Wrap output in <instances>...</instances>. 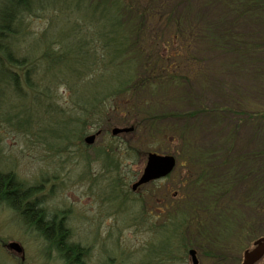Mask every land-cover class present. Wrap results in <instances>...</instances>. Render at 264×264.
<instances>
[{"label": "rangeland", "instance_id": "obj_1", "mask_svg": "<svg viewBox=\"0 0 264 264\" xmlns=\"http://www.w3.org/2000/svg\"><path fill=\"white\" fill-rule=\"evenodd\" d=\"M151 2L166 16L181 12L193 39L191 51L169 58L189 69L179 73V87L166 85L127 113L119 100L103 128L94 124L80 138L81 128L66 131L56 113L33 102L26 84L22 96L0 86V171L31 188L29 201L47 216L64 219L69 240L87 248L88 264H193L190 248L199 264H243L244 251L264 236V13L246 5L247 13L236 12L245 0ZM160 36L171 47L169 36ZM59 94L60 102L69 100L67 90ZM128 118L142 127L114 136ZM109 146L121 152L119 168L108 164L117 157ZM148 152L175 156L176 167L133 190ZM169 231L174 238L165 252ZM0 264L68 262L0 198Z\"/></svg>", "mask_w": 264, "mask_h": 264}, {"label": "trees", "instance_id": "obj_2", "mask_svg": "<svg viewBox=\"0 0 264 264\" xmlns=\"http://www.w3.org/2000/svg\"><path fill=\"white\" fill-rule=\"evenodd\" d=\"M151 1L0 0V86L21 95L26 84L33 102L40 108L45 106L46 113H56L66 131L81 128L80 138L94 124L96 131L103 128L108 113L117 112L121 99L126 113L141 103L145 107L149 102L145 99L162 92L164 86L179 87L183 76L179 73L189 69L174 67L169 58L178 59L193 46L183 28V14L174 10L166 16ZM245 5L248 11L264 13V0H245L236 12L247 13ZM39 20L44 23L42 29L36 24ZM161 34L169 36L171 47L160 40ZM177 40L178 47H174ZM26 42L30 43L28 48ZM18 47L20 56L16 54ZM49 81L63 86L52 87ZM60 88L69 93L66 103L59 100ZM123 124L134 126L135 132L142 127L136 118ZM107 148L98 150L100 156H107ZM108 149L117 155L110 156L108 164L119 168L121 152H114L112 146ZM14 180L11 173L0 171V198L27 223L36 222L68 264H88L87 248L70 241L71 233L62 223L57 231L53 221L46 223L42 209L29 201L31 188L23 189ZM173 224L181 228V223ZM172 232L166 234L165 252L172 244Z\"/></svg>", "mask_w": 264, "mask_h": 264}, {"label": "water", "instance_id": "obj_3", "mask_svg": "<svg viewBox=\"0 0 264 264\" xmlns=\"http://www.w3.org/2000/svg\"><path fill=\"white\" fill-rule=\"evenodd\" d=\"M134 130L133 126L129 127H114L112 129V134L118 135L122 132H131ZM97 134H89L85 137V142L87 144L94 143ZM176 166V158L169 154H159L157 152H149L147 155V162L143 169V173L137 181L132 185V189L136 190L139 186L149 183L153 180L163 178L170 174ZM9 247L13 250L20 252L22 250L18 242H11ZM193 264H199L197 257V251L191 249L189 251ZM264 256V236L259 237L254 242L253 249H246L244 251L243 264H256Z\"/></svg>", "mask_w": 264, "mask_h": 264}, {"label": "flooded vegetation", "instance_id": "obj_4", "mask_svg": "<svg viewBox=\"0 0 264 264\" xmlns=\"http://www.w3.org/2000/svg\"><path fill=\"white\" fill-rule=\"evenodd\" d=\"M35 203H36V205H37V201H34ZM44 221L46 222V223H48V222H50V221H53L54 223H55V226H56V230L55 231H57V229H59L60 227H59V224L60 223H62V225H63V229H67L66 227H65V222H64V219H58V218H56V216H52V217H49V216H47L46 215V213H44ZM33 226H35L38 230H39V227L40 226H38V224L36 223V222H34L33 224H32ZM40 231V230H39Z\"/></svg>", "mask_w": 264, "mask_h": 264}]
</instances>
